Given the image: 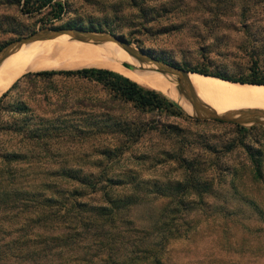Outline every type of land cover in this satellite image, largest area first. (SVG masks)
I'll return each instance as SVG.
<instances>
[{
  "label": "rangeland",
  "instance_id": "rangeland-1",
  "mask_svg": "<svg viewBox=\"0 0 264 264\" xmlns=\"http://www.w3.org/2000/svg\"><path fill=\"white\" fill-rule=\"evenodd\" d=\"M49 11L36 12L25 7L24 0H0V50L39 30L73 28L115 35L155 60L182 69L208 67L232 75L245 70L254 57L264 65V0H66L60 18L44 22ZM64 36L28 44L36 48L26 60L39 64L48 60L46 54L61 53ZM19 49L0 62V71L26 57L25 45ZM86 56L65 51L56 59L70 64ZM82 68L96 67L21 69L0 96L26 73ZM156 77L162 89L157 92L174 103L183 118L118 107L100 86L84 79L27 78L5 100V105L24 101L25 116H0V165L5 153L17 152L26 159L10 164L21 171L22 180L45 168L67 167L139 184L140 203L122 214L115 230L127 229L126 251L133 241L149 240L162 248L160 257L168 264H264V124L243 126L190 116L175 78L158 72ZM187 79L212 114L235 117L242 109L264 111V86L192 73ZM236 125L248 132L243 134ZM19 126L50 135L39 143L23 140V132L12 133ZM5 127L13 131L1 130ZM127 128L133 136L125 134ZM239 139L260 151L259 179ZM181 158L196 159L199 192L165 190L187 180L190 172ZM155 184L165 192H155ZM129 188L130 183L121 192Z\"/></svg>",
  "mask_w": 264,
  "mask_h": 264
},
{
  "label": "trees",
  "instance_id": "trees-1",
  "mask_svg": "<svg viewBox=\"0 0 264 264\" xmlns=\"http://www.w3.org/2000/svg\"><path fill=\"white\" fill-rule=\"evenodd\" d=\"M24 5L34 7L36 12L50 8L43 19L48 22L51 16L60 18L66 0H36L34 3L24 0ZM184 69L227 82L264 86V65L256 57L251 58L245 70L232 75L212 71L208 67ZM55 76L76 77L92 82L107 92L111 103L121 108L183 118L177 106L161 93L103 68L26 73L0 96V104H3L0 116L3 113L25 116L28 107L24 101L5 105L6 98L22 81L29 77L49 80ZM214 122L222 123L218 120ZM236 127L243 134L248 132L247 129ZM1 130L13 131L11 127ZM49 130L52 132L55 129L52 127ZM43 131L28 129L26 132L19 126L17 132L14 130L12 133L23 132V140L39 143L50 135L48 133L47 136ZM133 132L130 128L125 130V134L130 136L134 135ZM238 145L243 147L253 175L259 179L262 166L260 151L249 149L241 139ZM2 159L5 164L0 165V264H168L160 257L162 248L153 241H133L131 249L126 251L127 243L123 242V238L129 237L127 229L115 232L116 225L121 224L122 214L140 203L136 193L139 184L129 182L128 192L123 193L121 191L129 184L124 179L108 177L103 173L94 176L87 170L67 167L45 168L38 176L30 177L31 173L29 178L22 180L21 171L10 163L26 157L17 152H7ZM194 160L180 159L181 165L190 173L184 183L165 186L166 191L172 190L169 194L201 190V183L194 176L198 166ZM128 178L131 180L133 177ZM155 188V192L160 189L165 192L159 185L155 184ZM145 190L150 194L155 193L152 188Z\"/></svg>",
  "mask_w": 264,
  "mask_h": 264
},
{
  "label": "water",
  "instance_id": "water-1",
  "mask_svg": "<svg viewBox=\"0 0 264 264\" xmlns=\"http://www.w3.org/2000/svg\"><path fill=\"white\" fill-rule=\"evenodd\" d=\"M60 35H67L72 41L79 42H92L93 44L104 43V42H114L121 49L127 53L129 57L139 62H147L155 66L156 72L164 75L173 76L175 78L177 86L176 91L182 95V97L187 101L189 107L192 110L193 115L196 118H202L207 120H218L225 123H234L239 125H249L251 123L264 124V111L263 110H249L242 109L237 112L235 117H221L212 114L209 106L199 100L193 87L189 84L187 79V74L193 72H188L185 69L175 67L173 65L155 60L153 57L145 54L141 50H136L124 39L117 37L109 33L85 31L80 29H43L32 34L29 37L19 39L17 41L11 42L0 50V62L7 56H10L16 50H18L23 45H28L40 40H52ZM123 66H128L123 64ZM130 69V68H129ZM201 75V74H200ZM208 77L206 75H202ZM219 79V78H218ZM222 80V79H220ZM225 81V80H224ZM233 83V82H231ZM239 84V83H236ZM245 85V84H240ZM191 113V114H192Z\"/></svg>",
  "mask_w": 264,
  "mask_h": 264
},
{
  "label": "bare ground",
  "instance_id": "bare-ground-1",
  "mask_svg": "<svg viewBox=\"0 0 264 264\" xmlns=\"http://www.w3.org/2000/svg\"><path fill=\"white\" fill-rule=\"evenodd\" d=\"M20 48H22V47H20ZM35 48H36V46H34V45L33 46L32 45H25L26 57L25 58L24 57L19 58V59L13 61L10 65H8L7 67H5L4 69H2L0 71V93L7 86V84L11 80V78L21 69L28 68L31 70H37V69L60 68V67L61 68L96 67V68L109 69L111 71L117 72V73L137 82L138 84H140L142 86L154 89L156 91L162 90L161 85L158 82L159 79L156 80L157 79V77H156L157 72H156V68L154 65L147 63V62L142 63V62H139V61L132 59L131 57H129L127 55V53H125L121 49L120 46H118L117 44H114L113 42L98 43L96 45L91 44V43H79L77 41L70 40V38L67 35H65L64 38L62 39V46H61V49L62 48H65V49L62 50L61 53L56 51V53L53 52V53L49 54L47 52L48 54H46V55L47 56L49 55V56H48V58L46 57V59H48V60H46L43 63H39V64L31 62L32 63L31 64L30 62H28L26 60V58L31 54V52L33 50H35ZM65 51H68L69 53H73V56H74V54H76V52H78L79 54H82V55L88 54V56L83 57L79 60L76 59V61H73V63L65 64L66 62L62 63L61 61L56 59L58 56L60 58V56L64 55ZM42 52H43V50H42ZM22 53H24V52H22ZM43 53H45V52H43ZM90 53L91 54L92 53H94V54L100 53V55L90 56L91 55ZM38 55L40 58H43L41 56V53H39ZM18 56H20V55L18 54ZM24 56H25V54H24ZM8 57L9 56L5 57L4 60L7 59ZM124 63L127 64L128 66L127 67L123 66ZM191 78H192V76H191ZM260 88H264V87H260ZM162 92H165V91H162ZM165 93H167V92H165Z\"/></svg>",
  "mask_w": 264,
  "mask_h": 264
},
{
  "label": "crops",
  "instance_id": "crops-1",
  "mask_svg": "<svg viewBox=\"0 0 264 264\" xmlns=\"http://www.w3.org/2000/svg\"><path fill=\"white\" fill-rule=\"evenodd\" d=\"M109 70V69H108Z\"/></svg>",
  "mask_w": 264,
  "mask_h": 264
}]
</instances>
